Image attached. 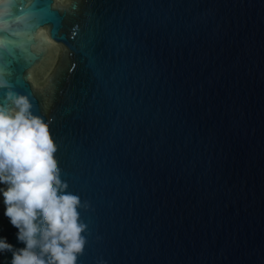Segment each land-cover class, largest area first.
I'll use <instances>...</instances> for the list:
<instances>
[{
    "label": "water",
    "instance_id": "1",
    "mask_svg": "<svg viewBox=\"0 0 264 264\" xmlns=\"http://www.w3.org/2000/svg\"><path fill=\"white\" fill-rule=\"evenodd\" d=\"M6 89L80 198L76 264H264V0H0Z\"/></svg>",
    "mask_w": 264,
    "mask_h": 264
},
{
    "label": "clouds",
    "instance_id": "2",
    "mask_svg": "<svg viewBox=\"0 0 264 264\" xmlns=\"http://www.w3.org/2000/svg\"><path fill=\"white\" fill-rule=\"evenodd\" d=\"M0 103V197L4 217L16 231L17 248L0 236L8 264H76L86 225L79 222L80 198L66 191L49 124L33 114L25 95L6 89Z\"/></svg>",
    "mask_w": 264,
    "mask_h": 264
},
{
    "label": "snow or ice",
    "instance_id": "3",
    "mask_svg": "<svg viewBox=\"0 0 264 264\" xmlns=\"http://www.w3.org/2000/svg\"><path fill=\"white\" fill-rule=\"evenodd\" d=\"M27 0H21V4L23 5L24 3H26Z\"/></svg>",
    "mask_w": 264,
    "mask_h": 264
}]
</instances>
